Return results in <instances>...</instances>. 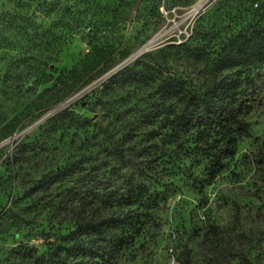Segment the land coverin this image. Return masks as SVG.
<instances>
[{"label":"rangeland","instance_id":"374dc122","mask_svg":"<svg viewBox=\"0 0 264 264\" xmlns=\"http://www.w3.org/2000/svg\"><path fill=\"white\" fill-rule=\"evenodd\" d=\"M46 1L49 5L41 6L38 0H0V132L5 129L0 134V210L11 208L0 223V264H22L11 252L20 245L43 252L47 239L74 227L80 197L86 188L95 189V182H87L85 175L95 174V162L106 154L104 127L114 134L122 127H109L103 110L85 93L144 51L186 41L201 48L203 59L195 60L180 47L170 62L172 69L201 76L207 56L214 54L211 50L241 28L264 24V0H146L144 9L129 0ZM139 11L152 16L151 23L133 27L131 21L111 19V14ZM56 21L57 28L72 27L78 33L60 45L55 63L45 66L34 53L35 33ZM93 23L102 30L96 48H104L111 36L122 33L129 54L66 91L57 75L62 71L73 80L85 75L91 65L85 53L91 45L82 31ZM149 41L147 49L130 57ZM40 69L52 73V78L32 86ZM154 89L146 83H128L114 93L122 97L121 109L144 110ZM68 105L76 114L91 117L92 123L80 127L67 118L47 122ZM248 118L249 135L240 139L234 157L209 182H198L204 179V160L184 170L160 150L149 155L148 166L134 176L146 183L155 200L117 206L121 211L139 210L141 227L120 252H106L109 264H264V104L254 107ZM157 125L147 124L136 142L143 146L157 142L146 136ZM22 139L36 143L15 164L7 162L6 155ZM76 156L82 161L74 172L56 171ZM118 173L116 188L123 189L133 171L126 166ZM86 261L91 264L90 258Z\"/></svg>","mask_w":264,"mask_h":264},{"label":"trees","instance_id":"16d2710c","mask_svg":"<svg viewBox=\"0 0 264 264\" xmlns=\"http://www.w3.org/2000/svg\"><path fill=\"white\" fill-rule=\"evenodd\" d=\"M129 1L131 5L137 2L141 9L146 7V0ZM38 2L41 6L49 5L46 0ZM164 8L169 7L164 5ZM151 18L141 11L135 15L111 14L113 23L131 21L133 27L139 22L151 23ZM58 24L56 21L54 26L37 28L35 33L38 44L34 53L38 63L45 66L55 63L60 45L78 33L72 27L58 29ZM101 31L94 23L87 24L82 31L91 45L85 53V61L91 65L80 77L84 79L82 82V79L73 80L59 72L57 78L66 84V91L85 84L95 73L113 67L129 54L127 37L124 39L122 33L111 36L104 48H96ZM180 47L188 50L195 60L202 61L201 48L190 46L188 41L178 46L166 44L144 51L135 61L123 65L85 93L91 94L92 105L103 110L109 127L121 126L122 129L114 134L104 127L105 139L102 140L106 141V154L95 162V174L85 175L87 182H95V189L86 188L80 197V206L74 210V227L56 235L55 239H47V248L41 253L29 245L12 248L14 258H19L22 264H87L88 258L91 264H109L106 252H120L133 241L141 227L139 210L121 211L117 206H142L144 202L155 200L146 183L138 182L134 176L148 166L149 155L160 150L167 160L177 162V166L184 170L204 160V179H199V183L212 180L234 157L240 139L249 135V113L264 104V24L241 28L223 45L211 50L214 54L207 56L201 76L194 77L172 69L170 62ZM144 57L149 58L142 60ZM52 75L40 69L32 86L49 82ZM128 83H146L155 87L154 98L144 110L121 109L122 97L115 93ZM69 106L57 111L47 122L53 124L67 118L71 124L80 127L92 123L91 117L76 114ZM154 122L158 125L147 131L146 136L158 141L148 146L139 145L136 141L144 132L142 129ZM1 132L3 134L5 129ZM35 143L22 139L6 155L7 162L15 164L27 156ZM81 161V157L76 156L56 171L72 173ZM126 166L133 171L129 175L131 181L123 189L116 188V181L120 178L118 171ZM10 210L9 207L0 210V223ZM114 231L118 234L115 235Z\"/></svg>","mask_w":264,"mask_h":264},{"label":"water","instance_id":"95a60500","mask_svg":"<svg viewBox=\"0 0 264 264\" xmlns=\"http://www.w3.org/2000/svg\"><path fill=\"white\" fill-rule=\"evenodd\" d=\"M150 43H151V41L147 42L145 45H143L142 47H140L139 49H137L133 54L130 55V57H134L138 53H140L141 51L147 49L150 46Z\"/></svg>","mask_w":264,"mask_h":264}]
</instances>
